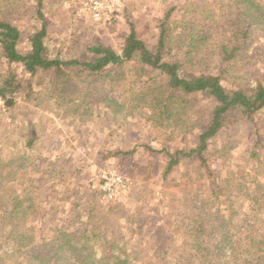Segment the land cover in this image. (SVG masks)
<instances>
[{
  "label": "trees",
  "instance_id": "trees-1",
  "mask_svg": "<svg viewBox=\"0 0 264 264\" xmlns=\"http://www.w3.org/2000/svg\"><path fill=\"white\" fill-rule=\"evenodd\" d=\"M43 1L0 0L5 110L42 96L62 108L71 95L72 105L62 110L79 117L77 123L90 104L102 115L109 112L111 120L137 115L142 134L156 133L157 141L104 150L103 158L142 157L139 148L163 154L161 178L194 166L206 187L188 192L181 205L171 207L169 219L140 200L134 210L123 203L81 210L70 202L64 213L70 218L48 226L60 215L53 211L55 200L70 199L71 192L60 190L64 171L56 165L64 150L39 158L40 137H31L27 118L26 139L19 138L10 154L0 151V264H264V136L257 119L264 114V0H196L184 6L179 27H172L174 8L165 11L152 46L130 25L119 48L83 42L82 53L67 58L50 54ZM26 4L39 27L23 35L12 14ZM23 42L26 52L19 49ZM124 65L138 78L122 93L114 82L123 78L117 73ZM69 74L100 79L103 86L62 92L73 85ZM46 79L53 87L41 96L34 87ZM234 128L246 135L254 131L255 144L238 149L240 142L228 139ZM168 141L177 147L168 148ZM160 143L163 148H157ZM236 149L241 163L232 166ZM217 166H231L232 173L222 174Z\"/></svg>",
  "mask_w": 264,
  "mask_h": 264
},
{
  "label": "rangeland",
  "instance_id": "rangeland-1",
  "mask_svg": "<svg viewBox=\"0 0 264 264\" xmlns=\"http://www.w3.org/2000/svg\"><path fill=\"white\" fill-rule=\"evenodd\" d=\"M89 1L91 0L43 1V11L49 20L48 35L50 40L47 46L49 45L48 48L52 56L61 53V58H67L75 55L78 51L82 53L81 45L83 42H103L111 47L119 48L123 38L130 32V25L134 27L142 39L152 46L151 44L154 43L157 35L158 28L156 25L164 17L165 11L174 8L172 27H179L184 6L195 3L196 0H124L121 13L109 20L95 19L84 5ZM29 7L28 4L21 6L22 10H17L16 14H12L14 23L19 26L23 35H27L39 27L38 22L31 19ZM19 49L21 52H26L28 49L26 43H21ZM124 66L125 68L121 69L123 71L117 73L124 75L123 78L119 82H114V87L122 93H125L124 91L130 82L138 78V75H134V68L131 70L126 65ZM117 71L118 69L115 70V72ZM117 74L115 76H118ZM68 76V80L71 81L69 84L73 85L72 87L65 85L61 90L68 94L77 89L79 92L85 93L86 89L103 86L100 79L93 78L91 80L87 79L85 75L78 77L75 74ZM51 88H49L46 79L43 80L42 86L34 87V90L41 93L42 96ZM42 98L45 100L43 101ZM42 98L40 102L23 104L17 109H6L4 113H0V151L10 154L15 150V147L20 146L18 145L19 138L26 139L27 132L24 129L26 124L23 122L27 118L32 125L31 137H40L36 143L41 154L39 158H52L56 152L64 150V157L58 159L56 165L58 164L59 170L64 171V175L61 177L64 182L63 188L61 187L60 190L61 192H71L70 199L64 203L58 202L60 199L55 200L54 205L56 207L52 209L54 213L58 212L60 215L57 219L53 218L48 226H54L57 222L70 218H64L65 211H68L70 207L67 204L70 202L73 205L77 203L81 210L85 209L88 204H93L98 209L100 206L117 203L131 205L132 210H134L138 206L132 205L137 203L136 200H140L142 203L149 202L148 207L154 213L158 214L163 211L166 219H169L171 207L181 205L187 199L188 192L199 189L202 191L206 187L204 179L197 177L194 166H185L177 174L171 173L166 179L161 178L165 168L161 162L163 154L153 156V154H148L147 151L139 148L137 151L143 153L142 157L140 154H135L131 156L132 158L129 157L125 160L122 157L103 158L101 153L103 152L105 155L104 150L130 149L132 146L141 143L153 144V139L157 141L156 133H151L150 136L142 134L140 129L141 118L137 115L135 117L129 116L126 119H113V121L109 112L102 115L99 107H93L90 104L89 112L84 116L82 123H77L79 117H72L62 110L72 105V102H69L71 95L64 98L66 103L62 105V108H58V104H54L53 101L50 105L46 102L45 97L42 96ZM198 101L201 102L202 99L199 98ZM257 119L258 123H263L259 135L264 136V114H258ZM78 131L84 132V135L77 136ZM246 134L247 131L234 128L228 139L230 142H236V145L240 142L241 145L238 149L241 150L244 145H253L256 142L257 135L254 131L251 135ZM156 143L154 142V144ZM176 143L168 141L167 147L173 149L177 147ZM159 147L163 148L164 144L163 146L161 143L158 144L157 148ZM238 149L234 152L236 157L234 163L236 164H232V166L241 163L240 153L242 152H239ZM216 169L222 174L223 172L232 173L231 166H217ZM115 174H119L121 178L126 180L127 189L120 187L118 189L117 185L114 184L110 187V191L104 193L102 191L104 182L107 179L110 181V176ZM66 175L71 177H66ZM37 178L36 176L35 179ZM44 182L38 185L39 191H44L42 188ZM28 185L25 183L24 187ZM33 190L36 191L37 189ZM48 216V219H51V213ZM33 227L37 229L34 222ZM126 229V226H123L122 232H126Z\"/></svg>",
  "mask_w": 264,
  "mask_h": 264
},
{
  "label": "built area",
  "instance_id": "built-area-1",
  "mask_svg": "<svg viewBox=\"0 0 264 264\" xmlns=\"http://www.w3.org/2000/svg\"><path fill=\"white\" fill-rule=\"evenodd\" d=\"M123 2L124 0H91L84 5L95 19L109 20L115 18L121 13ZM2 112H5V105L4 101L0 98V113ZM108 183L110 184L108 185ZM114 184L117 185L118 189L119 187L125 189L127 186L126 180L121 178L119 174H115L110 176V181L107 179V181L104 182L102 191L107 193V191H110V187Z\"/></svg>",
  "mask_w": 264,
  "mask_h": 264
}]
</instances>
